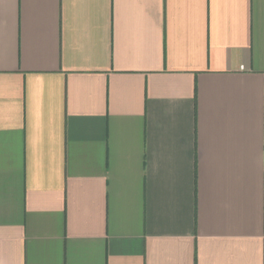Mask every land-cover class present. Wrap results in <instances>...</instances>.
<instances>
[{"label":"crops","instance_id":"obj_1","mask_svg":"<svg viewBox=\"0 0 264 264\" xmlns=\"http://www.w3.org/2000/svg\"><path fill=\"white\" fill-rule=\"evenodd\" d=\"M0 264H264V0H0Z\"/></svg>","mask_w":264,"mask_h":264}]
</instances>
